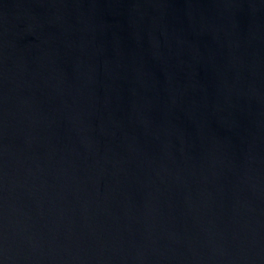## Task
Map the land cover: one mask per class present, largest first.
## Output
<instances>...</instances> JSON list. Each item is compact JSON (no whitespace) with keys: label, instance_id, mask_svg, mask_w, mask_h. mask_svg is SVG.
Wrapping results in <instances>:
<instances>
[{"label":"water","instance_id":"1","mask_svg":"<svg viewBox=\"0 0 264 264\" xmlns=\"http://www.w3.org/2000/svg\"><path fill=\"white\" fill-rule=\"evenodd\" d=\"M0 264H264V0H0Z\"/></svg>","mask_w":264,"mask_h":264}]
</instances>
